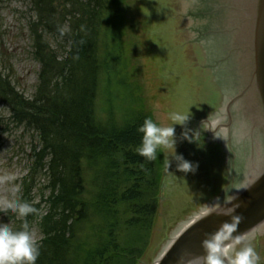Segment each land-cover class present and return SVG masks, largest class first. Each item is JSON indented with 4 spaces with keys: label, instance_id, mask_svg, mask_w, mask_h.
<instances>
[{
    "label": "rangeland",
    "instance_id": "374dc122",
    "mask_svg": "<svg viewBox=\"0 0 264 264\" xmlns=\"http://www.w3.org/2000/svg\"><path fill=\"white\" fill-rule=\"evenodd\" d=\"M86 1L55 0L58 9L65 11L66 25L79 15L72 5ZM227 1L225 16L220 7L208 15L203 12L204 5L214 10L210 0H104L102 10L94 9L101 25L96 35L104 58L100 75H108L97 88L94 110L99 120L121 126L126 113H147L158 126L168 127L171 113L191 112L186 126H175V151L199 167L195 173L180 172L172 159L174 150L161 148L166 168L147 245L137 264H154L177 228L202 208L218 201L230 205L245 188L250 171L262 164L257 153H264L263 131L249 115L236 111L247 92L249 75L243 57L250 16L262 0ZM31 3L0 0V75L28 99L35 93L39 71L29 31L35 19ZM47 41L62 57L63 41L50 37ZM236 66L244 70L240 80ZM225 105L222 136L220 127L212 128L209 121ZM185 131L197 143L184 140ZM40 147L36 133L13 120L11 109L0 100V203L16 200L37 209L26 218L36 243L43 237L38 219L49 194L45 169L39 165L48 157L40 159ZM7 175L15 180L5 182ZM90 181L100 182L98 176ZM89 191L87 187L85 197ZM24 219L0 211V224L13 230H19ZM94 230V223L76 228L77 236H86L90 245ZM246 244L255 248L264 264V227L255 229L233 250Z\"/></svg>",
    "mask_w": 264,
    "mask_h": 264
},
{
    "label": "trees",
    "instance_id": "16d2710c",
    "mask_svg": "<svg viewBox=\"0 0 264 264\" xmlns=\"http://www.w3.org/2000/svg\"><path fill=\"white\" fill-rule=\"evenodd\" d=\"M55 3H31L32 56L39 64L33 97L24 98L0 75V100L13 120L36 133L40 159L48 157L39 164L49 194L44 213L36 217L43 234L36 264H137L158 204L163 151L158 149L152 162L136 154L137 129L149 114L126 113L121 126L105 124L95 114L99 82L108 77L100 75L104 58L96 35L101 25L94 12L102 10L104 0L76 2L72 6L79 15L67 25L65 11ZM48 37L63 41L62 57L51 50ZM95 176L100 182L90 181ZM87 187L92 191L85 197ZM90 223L93 245L76 231Z\"/></svg>",
    "mask_w": 264,
    "mask_h": 264
},
{
    "label": "water",
    "instance_id": "95a60500",
    "mask_svg": "<svg viewBox=\"0 0 264 264\" xmlns=\"http://www.w3.org/2000/svg\"><path fill=\"white\" fill-rule=\"evenodd\" d=\"M210 1H213L212 8H214V10L210 7L208 8L209 5H204L203 12H206V15L211 14L212 11L218 12L219 7L221 11L224 10L221 14L225 16L226 13V15H228L227 0ZM254 1L257 0H252L251 2ZM250 4L252 6V3ZM257 10L260 16L256 19L258 20V30L253 38L252 48L250 45L254 33L253 35L251 34L249 43V54H251L250 63L253 64V70L251 73H248V68L246 69L249 77L245 88H247V90L250 89L252 92L253 87H255L252 96L256 100L258 106V110L255 111V117L256 120L258 118L260 124L257 125V128L261 129L264 134V0H262V4H259ZM261 15H263L262 18ZM252 26H254V24L250 22L249 28ZM246 49L248 52V48ZM230 204L232 207L234 205L239 206L232 214L231 211L224 206L218 211L208 213L191 222L172 240L170 245L156 260L155 264H179L181 257L185 258V264H194L197 258L205 254L202 248V241L205 239V234L217 233L224 240L225 245H228L248 232H251L260 223H263L264 170L249 187L237 193Z\"/></svg>",
    "mask_w": 264,
    "mask_h": 264
},
{
    "label": "clouds",
    "instance_id": "9594fccd",
    "mask_svg": "<svg viewBox=\"0 0 264 264\" xmlns=\"http://www.w3.org/2000/svg\"><path fill=\"white\" fill-rule=\"evenodd\" d=\"M190 118V109L188 114L171 113L169 119L172 124L168 127L158 126L151 118H146L137 129V132L141 134V142L135 150L136 154L146 161L152 162L158 158V149L171 148L175 153L172 159L177 162V170L185 174L195 173L199 167L198 164L184 160L183 156L177 155L175 151V126H186ZM183 139L189 143L196 142L187 131L183 133ZM3 179L5 182H12L15 180V176L7 175ZM238 207V205H234L228 209L232 214ZM0 211L11 212L25 218L19 230H13L6 224H0V264H36L40 250L26 218L35 214L37 209L27 202L4 200L0 203ZM242 243V240H237L238 245ZM202 248L205 254L197 258L194 264H260V256L251 244L239 247L238 250L226 251L225 242L217 233L205 234ZM179 264H185L184 257L180 258Z\"/></svg>",
    "mask_w": 264,
    "mask_h": 264
},
{
    "label": "bare ground",
    "instance_id": "6f19581e",
    "mask_svg": "<svg viewBox=\"0 0 264 264\" xmlns=\"http://www.w3.org/2000/svg\"><path fill=\"white\" fill-rule=\"evenodd\" d=\"M247 2H250L249 0H243V3L245 4V3H247ZM260 16V13L258 12V10H256V8L254 7L253 8V13H252V15L250 16V22H252L253 24H254V26H252V27H250V28H248V31L250 32V36H249V40L246 42V47L248 48V56H247V54L243 57V59H244V64H245V69H247L248 68V73H251V71L253 70V64L252 63H250V58H251V54H249L250 53V51H249V43H250V38H251V34L253 35V33H254V35H253V37H252V40H251V45H250V47L252 48V46H253V38H254V36L256 35V33H257V30H258V24H257V21L258 20H256L258 17ZM262 16L263 15H261V18H262ZM255 18V19H254ZM256 20V21H255ZM255 31V32H254ZM250 48V49H251ZM239 64H240V62H239ZM240 65H242L243 66V62H242V64H240ZM242 66H240L239 68L236 66V71H237V80H240V78H239V76H242L243 75V73H244V70L242 71L241 69V67ZM247 80H248V78H247ZM255 91V87H253V90H252V92L250 91V89H248L247 90V92H246V94L244 95V97H243V99H242V101H241V106H239L238 104L236 105V111H241L242 112V114H243V112L244 113H246L247 115H249V117H250V119H252V121H253V123H254V125H258V124H260V121L258 120V118H257V120H256V117H255V111H257L258 110V106H257V102H256V100L254 99V97L252 96V93ZM222 112H225L226 113V115H227V107H226V105L224 106V108L221 110V112H218V113H216L211 119H210V126L212 127V128H214V129H217V128H219L220 127V129H221V132H222V136H224L225 134H223V123H222V121L224 120V115L222 114ZM251 121V122H252ZM223 124V125H222ZM252 125V124H251ZM253 125V126H254ZM235 133V135L236 136H238V132H234ZM240 137V136H239ZM259 152H260V149H259ZM264 155V153H261V154H259V153H257V156H260V161L262 162V164L260 165V168L258 169V168H256V169H252L251 171H250V173L248 174V179H247V182H246V186H245V188L246 187H249L257 178H258V176L263 172V170H264V157H262ZM262 157V158H261ZM245 188H244V190H245ZM235 197H236V195H235ZM223 205V207L224 206H226V208H231L232 207V205L230 204V205H227L226 204V201L224 202V203H220V201H218V202H215V203H213V204H211V205H207L206 207H204V208H202L201 210H200V212H198V213H196L193 217H191L188 221H185V222H183L178 228H177V230L172 234V237H171V239H170V241L168 242V244L164 247V249L163 250H165L168 246H169V244L172 242V240L173 239H175L176 237H177V235L187 226V225H189L191 222H193V221H195V220H197V219H199L200 217H202V216H204V215H206V214H208V213H212V212H214V211H218V210H220L221 209V206ZM264 227V222L263 223H260L259 225H257L251 232H248L247 234H245V235H243L242 237H240V238H238V240H242V241H245L246 239H247V236L248 235H250V234H254V230L255 229H258V228H263ZM237 244V240L235 241V242H233V243H230V244H228V245H225V248H226V251H229V250H233V248L235 247V245Z\"/></svg>",
    "mask_w": 264,
    "mask_h": 264
}]
</instances>
